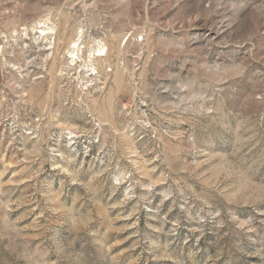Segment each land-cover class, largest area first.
I'll return each instance as SVG.
<instances>
[{
    "label": "rangeland",
    "instance_id": "1",
    "mask_svg": "<svg viewBox=\"0 0 264 264\" xmlns=\"http://www.w3.org/2000/svg\"><path fill=\"white\" fill-rule=\"evenodd\" d=\"M0 264H264V0H0Z\"/></svg>",
    "mask_w": 264,
    "mask_h": 264
},
{
    "label": "bare ground",
    "instance_id": "2",
    "mask_svg": "<svg viewBox=\"0 0 264 264\" xmlns=\"http://www.w3.org/2000/svg\"><path fill=\"white\" fill-rule=\"evenodd\" d=\"M44 32V31H43ZM75 53V52H74ZM100 54V53H99ZM76 55V54H75ZM99 56H101V55H99Z\"/></svg>",
    "mask_w": 264,
    "mask_h": 264
}]
</instances>
